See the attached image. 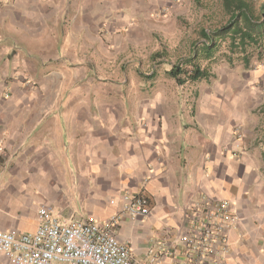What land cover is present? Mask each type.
Returning a JSON list of instances; mask_svg holds the SVG:
<instances>
[{
    "label": "crops",
    "instance_id": "0c3cea01",
    "mask_svg": "<svg viewBox=\"0 0 264 264\" xmlns=\"http://www.w3.org/2000/svg\"><path fill=\"white\" fill-rule=\"evenodd\" d=\"M9 1L6 10L18 5L26 19L34 13L35 22L42 23L43 32L34 35L38 48L45 39L61 45L64 54L57 51L56 62L83 61L91 46L105 47L107 39L114 43L129 26L133 5L129 0H18L12 6ZM135 6L137 21L140 2ZM8 15L6 23L20 30L22 24L16 26ZM20 32V40L28 43ZM151 68L154 73L155 65ZM209 82H173L147 97L135 95L119 109L103 102L96 107L53 100L0 103V229L33 231L40 205L51 206L61 220L103 221L120 212L123 194H139L148 198L153 214H121L117 238L145 262L149 247L169 243L184 209L207 195L226 199L238 218L227 234V264H264L259 102L252 104L235 86L233 97L230 79L221 88ZM177 258L166 255L161 264H180ZM0 264H7L2 256Z\"/></svg>",
    "mask_w": 264,
    "mask_h": 264
},
{
    "label": "rangeland",
    "instance_id": "374dc122",
    "mask_svg": "<svg viewBox=\"0 0 264 264\" xmlns=\"http://www.w3.org/2000/svg\"><path fill=\"white\" fill-rule=\"evenodd\" d=\"M13 1L16 3L18 0H12V6ZM136 1L140 2L142 11L137 21L133 17L137 13V10L133 11L137 8ZM151 1H154L152 8L150 0H129L133 3L131 11L127 13L130 19L129 26H123L125 27L121 31L123 35L117 33L115 38L113 37L114 43L110 44V40L107 39L105 47L91 46L83 61L65 59L56 62L53 61L58 57L56 53L57 51L62 53L63 48L57 41L52 44L50 39H45L47 43L37 47L34 35L43 32V27L42 23H39L40 20L35 22V14L26 19L22 8H18L20 6L6 10L10 8L7 7L10 1L0 0V103L53 100L90 103L92 107H96L103 102L102 106L113 104L119 109L123 104L131 103L135 95L147 97L160 86L210 81L214 88H221L230 79L233 82L231 95L234 97L235 87H240L245 94L244 97L247 96L252 104L260 103L256 106L258 105L260 119L264 121V40L259 49L260 53L254 48H246L247 64L243 53L238 49L229 48L227 39L218 40L215 52L210 58L206 59L197 54L195 59V63L209 76L179 84L174 78L169 77L166 71L180 59L192 55V45L201 44L203 41L199 37L201 29L211 31L223 25L228 20V14L225 13L221 0ZM250 2L255 13L264 6V0ZM153 9L155 12H152ZM45 10L43 12H46ZM47 13L49 16L55 15L51 10ZM8 14L10 19L17 23L16 26L22 24L20 30L13 29L6 23ZM26 22L30 24L25 26ZM19 31L24 33L28 43L20 40L17 34ZM96 32L98 31L91 34L95 36ZM111 34L112 31L110 37ZM101 35L106 33L103 32ZM4 45L9 49L6 50L7 47ZM70 48L73 47H68ZM199 48L200 46L196 47ZM155 52H158L159 56L153 59L152 55ZM152 64L155 65L154 73ZM53 71L54 76L51 74ZM166 81H169V84ZM57 86L58 94L54 93ZM50 88L52 90H49ZM246 90L248 92L250 90V95ZM238 127L240 134L237 133V136L239 135L240 139L242 129L240 125H236L235 129ZM238 146L241 149L242 142Z\"/></svg>",
    "mask_w": 264,
    "mask_h": 264
},
{
    "label": "built area",
    "instance_id": "2783aa9c",
    "mask_svg": "<svg viewBox=\"0 0 264 264\" xmlns=\"http://www.w3.org/2000/svg\"><path fill=\"white\" fill-rule=\"evenodd\" d=\"M235 132L240 134L239 127ZM121 214L146 218L153 210L147 197L130 193L122 195L120 212L103 221L61 220L51 206L40 205L33 231L0 229V256L7 264H161L166 255L178 257L180 264H227V234L238 218L226 199L204 195L194 201L184 209L182 224L169 243L149 247L145 262L136 260L117 238Z\"/></svg>",
    "mask_w": 264,
    "mask_h": 264
},
{
    "label": "trees",
    "instance_id": "16d2710c",
    "mask_svg": "<svg viewBox=\"0 0 264 264\" xmlns=\"http://www.w3.org/2000/svg\"><path fill=\"white\" fill-rule=\"evenodd\" d=\"M221 3L225 13L228 14V20L211 31L201 29L199 37L203 41L201 44L192 45V55L180 59L166 71L177 83L182 84L209 76L199 64L195 63V59L197 54L206 59L210 58L215 52L218 40L227 39L231 50L238 49L243 53L245 64L248 61L246 48H254L260 53L259 49L264 40V6L255 13L250 0H221ZM198 46L200 48L196 49ZM157 56L159 53L155 52L152 58L155 59Z\"/></svg>",
    "mask_w": 264,
    "mask_h": 264
}]
</instances>
